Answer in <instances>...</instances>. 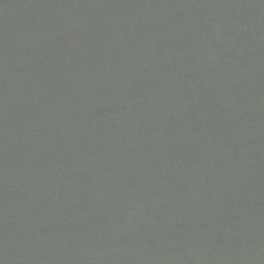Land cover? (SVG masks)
I'll return each mask as SVG.
<instances>
[{"label": "water", "instance_id": "95a60500", "mask_svg": "<svg viewBox=\"0 0 264 264\" xmlns=\"http://www.w3.org/2000/svg\"><path fill=\"white\" fill-rule=\"evenodd\" d=\"M0 264H264V0H0Z\"/></svg>", "mask_w": 264, "mask_h": 264}]
</instances>
